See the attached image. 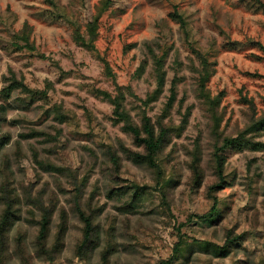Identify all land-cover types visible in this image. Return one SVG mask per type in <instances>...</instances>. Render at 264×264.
Wrapping results in <instances>:
<instances>
[{
    "label": "rangeland",
    "instance_id": "374dc122",
    "mask_svg": "<svg viewBox=\"0 0 264 264\" xmlns=\"http://www.w3.org/2000/svg\"><path fill=\"white\" fill-rule=\"evenodd\" d=\"M261 3L264 0H0V137L9 138L0 150V196L5 187L22 197L23 186L32 194L44 190L48 203L53 192L58 206L51 235L58 208L68 214L62 252L48 262L35 254L37 227L27 210L34 207L21 203L10 239L18 227L26 231L32 264H157L173 257L179 241L181 250L171 264H264V151L225 150L226 185L216 193L217 216L212 222L196 218L213 204L207 185L215 176L209 114L197 91L200 59L205 57L214 69L207 89L219 101V129L237 135L248 121L249 101L256 116L264 110ZM99 8L91 45L87 23ZM179 15L187 23L188 36ZM77 33L84 41L77 40ZM157 59H162L164 86L144 105L157 87ZM11 74L46 96L15 89L5 98L1 90ZM118 86L133 92H125L123 106L137 123L143 111L153 121L163 114L171 88L175 100L164 122L177 128L190 109L187 122L172 133L160 156L163 178L171 180L166 196L162 180L157 182L145 163L134 162L124 150L141 148L122 123L115 122L113 105L97 92L115 96ZM57 105L63 110L62 122L54 110ZM34 131L42 134L31 136ZM255 139L264 141V133ZM195 147L204 180L192 190L189 152ZM110 151L119 156L118 173ZM49 165L65 172L46 169ZM137 187L134 207L124 210ZM76 189L100 231L95 247L82 257L76 253L82 228L73 210ZM108 231L115 249L105 263L101 254ZM228 231L239 240L227 238ZM1 264H21L13 244Z\"/></svg>",
    "mask_w": 264,
    "mask_h": 264
},
{
    "label": "trees",
    "instance_id": "16d2710c",
    "mask_svg": "<svg viewBox=\"0 0 264 264\" xmlns=\"http://www.w3.org/2000/svg\"><path fill=\"white\" fill-rule=\"evenodd\" d=\"M264 10V3H261ZM102 13V9L99 8L96 15L92 17V20L87 23V32L90 35L89 43L92 45L96 37L97 31V22ZM179 25L184 29V33L188 36L186 30V21L179 15L178 17ZM77 40L84 41L80 35L77 33ZM87 44V43H86ZM261 50L264 52V45H260ZM107 74L112 76L111 69L109 64L105 65ZM198 70L199 79H198V96L203 98L204 108L209 114V129L211 132V156H212V165L214 168V179L209 181L207 185V192L213 199V204L208 213L196 216L201 221L209 220L214 221L217 213V203L218 197L216 193L226 185L224 169H225V156L224 151L227 149L232 150H242L249 149L252 151H264V141H259L255 139V136H260L264 133V110L260 115L256 116L255 105L252 101H249L250 113H248V121L245 124V127L239 130L236 134H226L219 129V124L221 121V114L218 110L219 101L215 97H211L210 91L207 89V81L211 74L213 73V67L208 62L205 57L200 59V69ZM165 72L162 69V59L156 60V78H157V87L152 94L148 95L143 104L147 105L149 102L157 98L158 94L164 86ZM11 81L8 85L2 88L1 94L6 98L8 97L13 90L18 89L23 92H28L31 96L39 94L40 96H46L45 91H35L28 89L22 80L15 78L11 74ZM9 79V80H10ZM102 95L106 100H108L113 105V115L115 117L116 123H122V129L129 133L132 137L133 143L138 150H133L130 148H124L128 153L129 157L137 163H145L153 173L157 176V182H162L161 191L163 196H166L168 189L170 188L171 180H165L163 178V170L161 167L160 158L161 155H164V151L169 141L171 140L172 133L182 128L185 125L190 113V109H187L183 116L182 125L175 127L170 123L164 122L165 114L168 112L169 108L172 106L175 100V91L174 88H171L170 95L168 96L167 102L164 105L163 114L157 116L156 120L153 121L145 111L142 112L140 123L132 120L130 114L125 110L123 106V100L125 97V92L129 95H133L130 87H117V94L112 96L109 92L106 91H97ZM263 104H264V95H263ZM55 113L60 122L63 121V110L62 107L57 105L55 107ZM31 136H39L42 133L39 131H34ZM30 136V135H25ZM9 138L7 136L0 137V150L8 142ZM191 159L189 162V168L191 171L190 176V187L191 189L199 188L204 180V171L199 162V149L194 148L189 152ZM109 158L111 160L114 172L118 173L120 167L119 156L115 152H109ZM163 158V157H162ZM38 164L41 165L40 162ZM46 169L55 171L57 173L65 172L64 167L49 165ZM22 188V197L19 194L12 192L7 188L2 189V195L0 196L1 209H0V264L9 254V248L11 244L14 246L15 252L19 255L21 259V264H32L31 256L28 252V249L25 245L26 231L22 230L20 227L17 230L16 234L10 239V233L13 230L16 222L20 219L22 208L21 203L24 201L25 204H30L34 208H29L28 213L31 218V221L37 227L35 235V254L38 257L43 258L48 262H54L59 254L62 252L64 246V238L68 229V214L63 207L58 208V217L59 220L56 224L55 232L51 235V223L52 217L57 209L56 195L52 192L47 196V202L45 203L43 196L44 190L38 191L36 194H32L31 188ZM139 188H135V191L132 195L130 201L123 206L124 210H130L134 207L136 198L139 196ZM81 191L76 189L73 196V210L82 223L81 236L79 242L76 245V253L78 256H84L85 253L90 252L97 242L99 241L100 231L99 224L95 222V214L92 212V209H86L83 207L80 201ZM35 209L38 210L36 214ZM227 238L231 239L233 242L239 240V236H235L231 231L227 232ZM182 243L179 241L173 247V257L177 256L181 250ZM115 249L114 240L112 233L108 231L107 234V246L103 249L101 258L106 263L108 261L109 255ZM173 257L169 259H161L157 264H171Z\"/></svg>",
    "mask_w": 264,
    "mask_h": 264
}]
</instances>
